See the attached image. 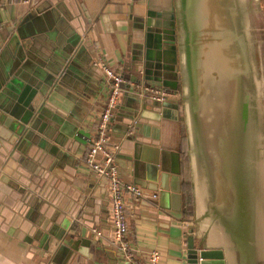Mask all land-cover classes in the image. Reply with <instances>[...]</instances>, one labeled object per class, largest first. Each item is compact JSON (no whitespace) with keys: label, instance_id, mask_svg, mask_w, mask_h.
<instances>
[{"label":"crops","instance_id":"obj_1","mask_svg":"<svg viewBox=\"0 0 264 264\" xmlns=\"http://www.w3.org/2000/svg\"><path fill=\"white\" fill-rule=\"evenodd\" d=\"M247 2L248 33L262 14V36L256 29L253 34L264 66V0ZM180 3L0 1V108L7 91H44L47 83L65 102L40 103L25 124L11 122L0 109V264H129L110 243L106 182L96 179L82 156L108 88L93 60L102 57L121 73L122 87H130L140 76L137 59L144 51L143 78L168 91V98L156 102L123 88L108 126V143L120 141L114 158L120 178L143 190L137 203L124 195L132 256L145 260L156 248L157 264H187L190 243L209 249V229L224 241L223 226L216 227L209 212L211 185L203 201L205 192L194 186L200 166L186 125ZM146 32L152 36L148 46ZM156 33L174 44L173 63L155 49ZM31 100L36 104L38 97ZM253 245L255 260L264 264V239ZM222 249H211L209 259L226 262L228 248Z\"/></svg>","mask_w":264,"mask_h":264},{"label":"water","instance_id":"obj_2","mask_svg":"<svg viewBox=\"0 0 264 264\" xmlns=\"http://www.w3.org/2000/svg\"><path fill=\"white\" fill-rule=\"evenodd\" d=\"M177 15L178 26L182 31L180 50L184 66L183 92L186 125L190 151L196 156L200 166L197 173L198 181L194 183V186L201 194L209 190L208 182L210 185V171L201 153L204 147L203 132L209 123L200 110V108L208 109L210 104L205 100L202 102V99L205 93L209 95L211 86L216 85V82L220 80L224 61L230 55L229 35L242 16L245 18L246 25L240 29L245 30L244 33L247 32L248 2L247 0H181ZM151 35L154 37L155 49L159 51V55L169 58L173 63L174 44L168 42V37L160 33ZM145 36L148 46L149 38L152 36L149 37L150 32H146ZM171 39L173 40L172 37ZM254 58L257 61V51L254 52ZM145 59L146 52L144 51L142 58L137 59L141 61V66L139 62L137 66L142 67L143 73L147 65ZM236 77L238 78L239 75ZM258 90L256 89V93ZM56 91L50 83L46 84L44 91L17 87L14 92L7 91L4 95L7 103L5 102L6 107L0 108L1 112L11 122L18 121L25 124L35 114L34 111L41 105L40 103L44 101L63 106L65 102L55 94ZM232 93L233 123L228 152L230 180L238 211L235 218L227 221L229 227L227 229L223 227L226 233L224 241H216L210 234L211 229L208 230L207 238L209 249L228 248V251L226 250L228 260L226 262L224 258L211 260L209 259L212 254L211 249H197L190 243V248L187 250V264H258L253 254V242L255 241L256 221L257 223L259 220L262 222L264 233V155L261 153L262 160L257 159V164L255 157L258 156L259 151L262 152L263 142L256 143L253 133L254 126L250 122V117L262 120L264 111L258 99L255 98L256 93L252 101L253 108L247 107L250 94L243 86L240 87V83ZM37 97L38 101L33 104L31 98L37 99ZM59 100L60 104H58ZM138 125L139 123H135V126ZM256 170H258L260 180L258 186L255 185L254 179ZM215 175L220 177L218 170L215 171ZM206 192L203 193L202 201L207 199ZM224 203H231L230 196ZM198 256L200 259H197Z\"/></svg>","mask_w":264,"mask_h":264},{"label":"flooded vegetation","instance_id":"obj_3","mask_svg":"<svg viewBox=\"0 0 264 264\" xmlns=\"http://www.w3.org/2000/svg\"><path fill=\"white\" fill-rule=\"evenodd\" d=\"M246 25L244 16L239 18V22L234 25V30L230 33L231 40L230 55L224 61L223 72L216 85L211 86L209 95H203L202 102H209L208 109L200 108L201 113L206 118L209 126H206L203 132L204 147L201 153L205 158L208 170L210 171V185L212 193L210 194L209 212L213 215L214 225L216 227H229L227 221L235 218L238 211L235 203L234 190L230 180L229 171V142L233 123L232 98L235 87L240 83L241 86L250 94L247 102L249 109L253 108V99L256 89L261 90L263 80L259 78L261 72L264 76V66L259 60L254 58V49H259L258 42L254 37L253 31L244 33L240 29ZM250 34V35H249ZM256 47V48H255ZM258 57V56H257ZM239 75L237 78L236 76ZM264 109L263 104L255 94ZM211 116H210V113ZM250 122L254 126V137L256 143L263 142L262 152H258L255 157L256 163L262 160L261 153L264 155V116L262 120H256L250 117ZM195 156V155H193ZM196 158V156H195ZM257 168V167H256ZM218 170L220 177H216L215 171ZM255 185H259L258 170L255 171ZM260 190V188H257ZM209 195V194H208ZM231 203L226 204L229 199ZM227 205V206H226ZM228 207V210H227ZM255 241L259 244L263 241V224L259 220L254 229Z\"/></svg>","mask_w":264,"mask_h":264},{"label":"built area","instance_id":"obj_4","mask_svg":"<svg viewBox=\"0 0 264 264\" xmlns=\"http://www.w3.org/2000/svg\"><path fill=\"white\" fill-rule=\"evenodd\" d=\"M6 3L27 4L30 0H0ZM95 66L101 70L106 82L107 91L101 107V110L94 119L93 136L89 139L88 146L85 149L82 160L95 174L96 179H104L107 186L108 198L110 201V220L112 236L110 243L115 244L121 251L129 264H157L159 252L152 248L147 253L145 260L136 259L132 256L129 242L125 237L127 231L124 207V195L129 194L133 203H137L142 198V188L131 181H123L115 164V155L120 141L112 144L108 143L109 119L116 106L117 97L123 88L132 90L138 97L147 98L156 102H164L168 98V91L161 86L148 82L143 78L142 69L139 70L140 76L128 87L123 84L121 73L110 67L102 57L93 60ZM130 127V125H129ZM155 193L150 197L154 198ZM96 233H99L96 231ZM197 259H200L198 256Z\"/></svg>","mask_w":264,"mask_h":264},{"label":"rangeland","instance_id":"obj_5","mask_svg":"<svg viewBox=\"0 0 264 264\" xmlns=\"http://www.w3.org/2000/svg\"><path fill=\"white\" fill-rule=\"evenodd\" d=\"M248 10H250V7H248ZM261 13V12H260ZM256 19L257 20H259L258 22H256V24H254V22L256 21L255 19H253L254 20V22H252V24H251V26L249 27V32H251V30L252 31H255V29L257 30V32L259 33V37L261 38V36H262V28H261V25L263 26V19H262V14L261 15H258V17L256 16ZM257 36V35H256ZM255 51H257V50H255L254 49V52ZM254 54V53H253ZM255 57H256V55H255ZM257 60H258V57H257ZM259 73V78L260 79H262L264 76H263V74L261 73V72H258ZM240 87H242L241 85H240ZM257 94H258V98L259 99H261V103L263 104V106H264V85H262V87H261V90L259 91V92H257ZM263 111H264V109H263Z\"/></svg>","mask_w":264,"mask_h":264}]
</instances>
